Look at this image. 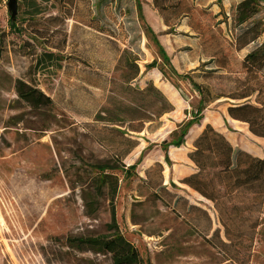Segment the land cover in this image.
Returning a JSON list of instances; mask_svg holds the SVG:
<instances>
[{
	"label": "rangeland",
	"instance_id": "374dc122",
	"mask_svg": "<svg viewBox=\"0 0 264 264\" xmlns=\"http://www.w3.org/2000/svg\"><path fill=\"white\" fill-rule=\"evenodd\" d=\"M94 1L75 0L60 26L65 44L52 50L60 67L34 72L18 44L27 40L37 55L51 49L24 30L21 0L20 32L9 27L7 0H0L8 32L0 51V264H111L109 254L65 242L105 232L109 201L103 195L93 205L90 177L94 164L116 158L135 165L128 175L121 165L112 170L113 203L121 233L145 264H264V76L245 66L251 43H237L246 22L240 37L253 29L264 40V0L250 3L245 23L240 0H139L144 19L136 0L102 9ZM147 26L179 73L219 96L184 142L166 150L161 143L199 97L186 79L160 70ZM14 78L35 84L52 103L29 107ZM256 80L260 91L246 95ZM194 174L206 180L208 196L189 185Z\"/></svg>",
	"mask_w": 264,
	"mask_h": 264
},
{
	"label": "trees",
	"instance_id": "16d2710c",
	"mask_svg": "<svg viewBox=\"0 0 264 264\" xmlns=\"http://www.w3.org/2000/svg\"><path fill=\"white\" fill-rule=\"evenodd\" d=\"M22 1V21L24 24V30L28 33L37 36L42 39L47 47L51 51H43L38 55L36 54V48L31 45L27 40H22L18 44V51L22 55H27L33 58L35 63L30 67L33 68L34 72L44 71L51 67H60L58 56L52 50H63L65 44L66 35L63 33L62 26L66 19L71 16V8L75 3V0H21ZM112 0H95V7L102 9V7L108 4ZM258 3L259 0H240L238 3L239 16L241 17L239 23H245V12L250 7V3ZM137 15L141 19H144L142 13V6L139 0H136ZM9 15V14H8ZM9 27L12 30H17L15 20H11L8 16ZM249 22H246L239 30L237 36V43L250 42L251 48L245 54L244 61L247 71H256L260 75L264 76V40H258L260 32L251 29L247 35L240 37L241 32H246L250 29ZM147 33L149 38L156 46V49L161 57L162 66L160 70L163 73L170 71L171 74L177 78L186 79L191 85L192 89L198 95V101L193 110L190 112V118L182 121L176 131L174 137L169 142H162L161 147L166 150L169 145L180 146L184 142V136L187 133L191 125L201 119V113L207 108L212 102L218 99L217 94H213L211 89L204 83L198 82L189 73H179L171 63L169 56L167 55L164 47L159 42L156 34L153 32L150 26H147ZM7 33L4 28L0 26V51L6 47ZM60 36V38H56ZM151 66H155L154 62ZM165 68H164V67ZM29 67V68H30ZM264 80V77L262 78ZM254 82V87L251 88L246 95L251 94L255 90L260 91L259 82ZM14 91L20 101L25 103L31 108H39L41 106L50 105L52 99L49 95L45 94L38 86L31 83L28 80L22 78H14ZM257 91V92H258ZM229 149V147H228ZM211 153L215 154V147L211 148ZM229 155L230 167L234 168L238 157L239 149L233 148L230 150ZM241 152V151H240ZM166 153V151H165ZM167 159V154H165ZM116 164L109 163H98L94 164L92 175L90 177L92 184L93 205L94 201L103 195H105L109 201V220L106 222V230L102 234L91 235V236H78L70 235L66 237L65 245L71 249L77 250H90L94 253L110 255L111 264H145L142 260L138 249L125 238L121 233L118 222L116 219V211L114 207V197L118 188V177L112 170L116 169L117 165H121V169L125 175L130 172H134L135 165L122 164L120 160L113 159ZM200 171L204 167L201 162L197 163ZM112 171V172H111ZM202 173V172H201ZM189 185L201 194L208 196L209 188L206 180L200 174H194L187 178ZM95 209V208H94ZM93 213L89 214V216Z\"/></svg>",
	"mask_w": 264,
	"mask_h": 264
},
{
	"label": "water",
	"instance_id": "95a60500",
	"mask_svg": "<svg viewBox=\"0 0 264 264\" xmlns=\"http://www.w3.org/2000/svg\"><path fill=\"white\" fill-rule=\"evenodd\" d=\"M6 6L11 20H15L19 11L18 0H7Z\"/></svg>",
	"mask_w": 264,
	"mask_h": 264
},
{
	"label": "crops",
	"instance_id": "0c3cea01",
	"mask_svg": "<svg viewBox=\"0 0 264 264\" xmlns=\"http://www.w3.org/2000/svg\"><path fill=\"white\" fill-rule=\"evenodd\" d=\"M192 171H193V170L189 168V170H188L187 173H190V172H192ZM196 194L199 195L197 192H196ZM199 196H200V195H199ZM200 197H202V196H200Z\"/></svg>",
	"mask_w": 264,
	"mask_h": 264
}]
</instances>
